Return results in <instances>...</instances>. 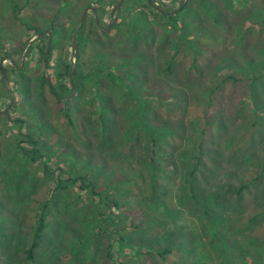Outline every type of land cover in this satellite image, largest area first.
<instances>
[{"label":"rangeland","instance_id":"1","mask_svg":"<svg viewBox=\"0 0 264 264\" xmlns=\"http://www.w3.org/2000/svg\"><path fill=\"white\" fill-rule=\"evenodd\" d=\"M120 2L112 27L121 24L111 32ZM138 2L0 0V55L19 57L15 70L9 59L0 65L7 80L0 74V264H264V0H189L182 22L187 37L151 22L152 9ZM152 3L177 15L182 0ZM89 8L98 11L89 10L86 19L97 14L101 27L82 50L88 64L81 71L92 74L70 94L79 81L77 64L71 79L74 29ZM61 28L55 54L72 63L64 91L54 66L49 69L39 51L28 52L38 39L48 48L49 32L51 48ZM100 63L110 68L96 76ZM207 99L214 101L210 109ZM143 120L175 131L161 143L168 154H156ZM23 133L39 141L48 169H63L62 177L23 155L19 145L30 148ZM167 164L177 171L161 172ZM194 168L202 208L184 189ZM85 174L98 194L71 184L69 176ZM244 183L249 188L241 205ZM179 195L188 199L184 205ZM107 196L121 205L114 216L127 227L123 241L112 227L102 236ZM43 203H49L50 228L31 262L25 254L30 226Z\"/></svg>","mask_w":264,"mask_h":264},{"label":"trees","instance_id":"2","mask_svg":"<svg viewBox=\"0 0 264 264\" xmlns=\"http://www.w3.org/2000/svg\"><path fill=\"white\" fill-rule=\"evenodd\" d=\"M138 1H139L138 4H144V5H146V6H148L149 8L152 9L153 16H152L151 22H156L157 21L158 23L163 24V25H165V24L166 25H171L173 30H181L183 35H185L186 37L188 36L187 23L184 22V24H183L182 22H183V17H186V15L188 14V12H185V8H186V6H187L186 4L188 3L189 0H185L184 4L181 7V10L179 11V13L177 15L172 14V13H170L171 15H169V13H166L164 11V9H160V8L154 7L153 3H152V0H138ZM125 3H126V1H125ZM19 7L20 6L17 3L13 4V9L16 11V13L19 12L18 11V10H20ZM58 11L60 12L61 9H59ZM96 11H98V8H96ZM142 13L145 14L144 16H147L145 12H142ZM177 19H179L180 22ZM79 23L80 22H78V24H76L74 32L77 31V26L79 25ZM120 24H121V22L118 21L112 27L111 32H114V31L118 30L119 29L118 27H119ZM94 28H96L97 31L101 32V27H100V25H98V23L96 21V18L86 19L85 22L83 23L81 29L79 30L80 38L77 40L78 41V45H79V54L77 56V63H76L77 64V69H76V72H75V77L77 79H79V81L75 84V89H78L79 87H83L85 85V82L88 79H90V75L92 74L90 72L83 73L81 70H83V67L87 66V64H88V62L87 61L85 62L83 60V58H82V50L83 51L85 50V48L87 46V41L89 40V36L91 35V31ZM55 32H56V33H54L55 37H54V40L52 41L50 52H49L48 56H47V53H46L47 43H45L43 47L39 43V42H41L42 39H38V41L36 43H34V45H32V50L28 51V52L30 53L33 50L39 51L42 60L48 64V68L50 69V68H53V66H54V69H55V72H56V74H55L56 79H57V81L59 83V86L64 91L66 89V86L64 85V80H62V79L64 77H66V78L68 77L69 78V75H70L71 70H72V63H71V61L62 60L61 51H57L59 53L57 55L55 54L57 48L59 47V44L61 43V39L60 38L63 36V29L61 28L60 30L55 31ZM194 40L195 39L193 38V39H190L189 41L191 42L190 44H192V47L197 50L196 47L198 46V43H196ZM99 42L100 41L97 40L96 44L100 45ZM72 48L74 50L73 51V55H74V52H75L74 44H72ZM22 51H23V48H22L21 52ZM54 55L58 56L56 58L57 62H56L55 65H54V62H53ZM8 58H10L11 62L14 64V66H12V68L15 70L16 69L15 65L17 64L18 58H19L17 52L0 55V65L2 64V62L7 60ZM174 58L175 57H173L172 60H174ZM109 68H110L109 66H107V68H105V65L103 63H100V64L97 65V70H96L95 75L96 76H100V74L102 75V73L105 74L103 72V70L104 69H109ZM169 69H171V67H169ZM0 74L2 75L3 82L6 83V81H7L6 80V73L4 72L2 66H0ZM108 75L113 78L112 79L113 81L115 80L116 82H118L119 85L122 84L123 80L120 77L116 76V74L114 72H110V73H108ZM232 78L233 77L228 76V79H232ZM42 81H43L44 85L48 84V79L46 78V76L43 77ZM97 85H99V82H98ZM98 88L100 90V86ZM129 89H130V87H129ZM216 90L217 89H215L214 91L216 92ZM69 91H70V94L74 93L72 87H71V89ZM58 95L61 96V94H58ZM99 97H101V92L100 91H99ZM207 100H208L207 109H210L211 106L213 105L214 101H213V99H210V100L207 99ZM102 104H104V100H102ZM66 112L69 114L68 110ZM17 123L23 124V122H21L19 120L17 121ZM142 123H144L143 125H145L144 127L146 128L144 131L147 134L150 135L151 146L155 150L156 154H168V153L164 152L163 148L161 147V143L166 142L165 137L167 135H171V134L175 135V131L172 128H169L167 126L157 127V126H154L152 124H151V126L147 125L145 123V120H143ZM22 126L23 125H21V130L23 128ZM23 135L25 136V140H26V141H23V142H26V143H28L30 145L29 149H27L25 147H22L23 145H19L20 150L23 152V155L27 159H30V161L32 163H35V162H38V161H42L43 164H45L46 163V159H44L45 155L41 152V148L39 146V141L34 139V137L32 135L28 134V133H23ZM172 154L174 156L176 155L175 153H172ZM183 157H185V152L184 151L181 152V154L179 156V159H182ZM201 158H202V154H199V155L195 156V160L198 161V162L201 161ZM153 160H155V157H153ZM182 162L183 161H181L180 163L182 164ZM45 166H46L45 167L46 168V171H45L46 174H48V173L49 174L50 173H52V174L58 173L59 176H61V177L64 175V171L61 168L48 169V166L46 164H45ZM169 168H171L174 171H177V167L174 166V164H167L165 166L164 170H162V171L160 170V171L167 173L166 170L169 169ZM182 170H183V168H182ZM197 170H198L197 168H194L193 169V173H191L190 179H185L183 184H184V189L190 191V196H191L190 200H192L196 205H198L200 208H202V207H205V204L203 205L201 200L199 199V192L196 189L195 184H194V183H196L195 172ZM69 180L71 181L72 185L81 183L82 188H85V189L93 188V190H95V192L98 194V192H97L98 184L88 174L80 175V176H78L76 178H74L72 176H69ZM61 183H63V182L61 181ZM248 188H249V185L244 183L243 185H241L240 189L238 190L237 201L241 205H243L242 204L243 193ZM61 189H66V187H62ZM113 189H114V187L112 188V190ZM99 194H100V192H99ZM178 197L180 199L181 198L183 199V201L181 200V202H182L181 205H184V202H186L188 200L183 195H179ZM104 198H106L107 204L109 206V207H105L104 209H107L109 214L105 215V216H107V218L103 221L104 225L102 227V231H103L102 232L103 233L102 236H105V232H107L108 229L110 227H112V229H111L112 233H115V234L119 235L121 237L120 240L123 241L124 240L123 232H124V230L127 227L123 226V228H121L120 225H122V223L118 222L116 220L117 217L115 218V216H114L115 215V211L114 210L119 208L121 205L114 198H112L111 196H107V197H104ZM203 199H205V198L203 197ZM49 209H50L49 208V203H43V204H41V206L38 209L35 210L36 213H35L34 223H32L31 226H30L31 233H30L29 246H28L27 250L25 251L27 261H31V262H35L36 261V252L42 246V244H43V242L45 240L46 231H48L49 228H50V223H49V220H48L49 215H50ZM204 214L208 218L210 217L211 220H213L214 224H216L215 217H214V215L211 212H209L207 210V212H204ZM237 214L240 215L239 211H237ZM233 215H234V213H233ZM110 216L114 218L112 222H108L110 220V218H111ZM204 219L207 220V218H204ZM253 220H255V218L251 219L250 221H253ZM235 222H236V219L234 218L233 219V225H235ZM120 237H118V238H120ZM249 242L250 241H249L248 237H247V239L240 240V243L242 245L243 244H249ZM251 242H253V239L251 240ZM236 243H237V240L234 241L233 244H236ZM202 246H204L203 243H202ZM168 252H169L168 250H164L163 252L160 253V256L164 258L165 254L168 253ZM108 256H109V258L111 260H113L112 259L113 258V253L111 251L108 253ZM112 263L113 264H121L120 262H115L114 263V261ZM122 264H124V263H122Z\"/></svg>","mask_w":264,"mask_h":264},{"label":"water","instance_id":"3","mask_svg":"<svg viewBox=\"0 0 264 264\" xmlns=\"http://www.w3.org/2000/svg\"><path fill=\"white\" fill-rule=\"evenodd\" d=\"M121 2H122V1H121ZM121 2L118 4V6H117V8H116V10H115L116 14H115L114 19H113L112 22H111V25H110L109 28H108L109 30H110V28L112 27L113 23L117 20V17H118V14H119L120 8H121V4H122ZM182 4H183V0H182V3H181V7H182ZM89 10H92L94 13H96V10H95L94 8H89V9L86 11V13L83 15V17H82V19H81V21H80V23H79V25H78V27H77V31H76V33H75V37H74V48H75L74 58L77 57V55H78V51H79V45H78V41H77V34L79 33V30L81 29V27H82V25H83V23H84V21H85V19H86V17H87V12H88ZM172 14H173V13H172ZM169 15H171V14H169ZM96 21H97L98 25H100V24H99V18H98V16H97V14H96ZM48 35H49V39L51 40V33L49 32ZM39 37H41V34H38L37 37H36L35 39H33L32 41H30V42L28 43V45H27V48H28V47H29V46H30L35 40H37ZM50 40H49V45H48V48H47V55L49 54ZM26 50H27V49H25V51H26ZM8 59H9V61H11L10 58H8ZM23 66H24V64L22 65V68H23ZM75 69H76V63H74V69H73V72L71 73V79H72V77H73V74H74ZM47 79H48V78H47ZM72 86H73V90H74V93H75V87H74V84H72Z\"/></svg>","mask_w":264,"mask_h":264},{"label":"crops","instance_id":"4","mask_svg":"<svg viewBox=\"0 0 264 264\" xmlns=\"http://www.w3.org/2000/svg\"><path fill=\"white\" fill-rule=\"evenodd\" d=\"M122 13V12H121Z\"/></svg>","mask_w":264,"mask_h":264}]
</instances>
